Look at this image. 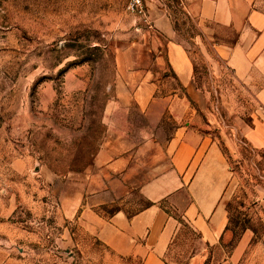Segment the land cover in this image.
<instances>
[{"label": "rangeland", "instance_id": "1", "mask_svg": "<svg viewBox=\"0 0 264 264\" xmlns=\"http://www.w3.org/2000/svg\"><path fill=\"white\" fill-rule=\"evenodd\" d=\"M143 2L144 19L124 0H0V264H141L139 255L104 244L92 215L107 220L150 204L139 186L158 175L160 147L181 120L160 106L145 116L133 92L147 77L159 86L154 96L171 89L181 96L168 42L182 45L191 62L198 93L188 99L191 125L217 142L230 179L226 228L210 242L182 219L183 190L160 201L174 220L162 260L264 264V153L242 135L254 116L264 122V110L213 51L235 33L199 24L184 1ZM113 128L127 129L134 145L125 170L94 162ZM245 230L251 238L238 254Z\"/></svg>", "mask_w": 264, "mask_h": 264}, {"label": "crops", "instance_id": "2", "mask_svg": "<svg viewBox=\"0 0 264 264\" xmlns=\"http://www.w3.org/2000/svg\"><path fill=\"white\" fill-rule=\"evenodd\" d=\"M183 1L187 14L199 24L212 23L235 33L231 42L213 43L214 54L252 91L259 108L264 110V0ZM156 24L167 37L173 36L168 22ZM165 53L169 69L182 88L181 96L177 89L154 96L159 86L147 77L134 86L133 92L134 104L145 116L160 106V114L167 111L176 122L181 120L160 147L164 160L156 171L158 175L139 186L150 204L128 216L115 212L107 220L92 215L98 222L97 237L116 253L139 255L141 264H165L161 255L171 240L174 220L160 201L171 199L181 190L186 195L181 217L206 241L219 236L227 224L224 199L230 170L217 142L191 125L189 115L192 118L194 113L188 99L194 102L198 93L191 79L190 59L182 45L173 42H168ZM242 135L250 147L264 153V122L260 117L254 116L251 124L242 128ZM133 146L127 129L113 128L94 162L99 167L125 170L132 165ZM260 202L264 209V196ZM250 238V231L242 232L234 252L242 253Z\"/></svg>", "mask_w": 264, "mask_h": 264}, {"label": "built area", "instance_id": "3", "mask_svg": "<svg viewBox=\"0 0 264 264\" xmlns=\"http://www.w3.org/2000/svg\"><path fill=\"white\" fill-rule=\"evenodd\" d=\"M177 4H181L183 0H172ZM126 9L134 16L145 18L143 0H124Z\"/></svg>", "mask_w": 264, "mask_h": 264}]
</instances>
